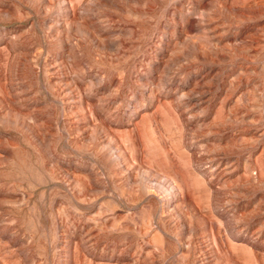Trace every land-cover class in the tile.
I'll return each mask as SVG.
<instances>
[{"label":"rangeland","instance_id":"374dc122","mask_svg":"<svg viewBox=\"0 0 264 264\" xmlns=\"http://www.w3.org/2000/svg\"><path fill=\"white\" fill-rule=\"evenodd\" d=\"M0 264H264V0H0Z\"/></svg>","mask_w":264,"mask_h":264}]
</instances>
